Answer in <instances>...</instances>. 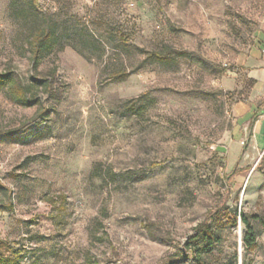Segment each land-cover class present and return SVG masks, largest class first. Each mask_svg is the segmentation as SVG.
I'll list each match as a JSON object with an SVG mask.
<instances>
[{
    "label": "rangeland",
    "instance_id": "obj_1",
    "mask_svg": "<svg viewBox=\"0 0 264 264\" xmlns=\"http://www.w3.org/2000/svg\"><path fill=\"white\" fill-rule=\"evenodd\" d=\"M30 1L0 0V73L55 71L60 99L0 90V264H164L236 168L231 212L264 213V150L232 141L264 0H38L60 39L38 73ZM165 47L184 54L140 52ZM242 231L222 230L211 264H243ZM247 260L264 264L262 226Z\"/></svg>",
    "mask_w": 264,
    "mask_h": 264
},
{
    "label": "trees",
    "instance_id": "obj_2",
    "mask_svg": "<svg viewBox=\"0 0 264 264\" xmlns=\"http://www.w3.org/2000/svg\"><path fill=\"white\" fill-rule=\"evenodd\" d=\"M30 3L35 12L34 15L41 18V24L31 33L27 49L32 68L35 73H38L44 59L58 48L60 39L53 14L44 12L39 7L38 0H31ZM140 52H146L150 58L161 62H165L173 56L184 54L183 51L172 47H165L157 51L140 49ZM129 75L130 73L127 71H119L116 73V80H125ZM54 76L55 71L46 77H32L29 81L22 82L11 71H6L0 73V90H5L13 101L21 105L31 104V101L36 98L40 90L58 101L60 97L54 94ZM44 112H48L47 109ZM217 156L214 155L211 159L214 163L218 161ZM159 164V162H153L152 166ZM243 170L236 168L224 175L226 191L219 195L216 207L206 212L204 218L194 226L192 232L186 236L183 242L177 243L176 251L169 256L164 264H211L210 259L213 256L215 247L221 241L222 230L227 226L237 227L238 218L243 225L241 236L245 251L243 264H249L247 257L256 247L260 227L262 226L264 229V213L231 212L228 205L231 198V189L235 178ZM0 186L5 187L1 181ZM4 244L0 239V247ZM8 259L9 257H4V253L0 251V263L6 262Z\"/></svg>",
    "mask_w": 264,
    "mask_h": 264
},
{
    "label": "crops",
    "instance_id": "obj_3",
    "mask_svg": "<svg viewBox=\"0 0 264 264\" xmlns=\"http://www.w3.org/2000/svg\"><path fill=\"white\" fill-rule=\"evenodd\" d=\"M255 43L238 59L244 82L240 89L246 93L234 106L236 126L232 141L243 147L248 145L255 153L264 150V26Z\"/></svg>",
    "mask_w": 264,
    "mask_h": 264
},
{
    "label": "built area",
    "instance_id": "obj_4",
    "mask_svg": "<svg viewBox=\"0 0 264 264\" xmlns=\"http://www.w3.org/2000/svg\"><path fill=\"white\" fill-rule=\"evenodd\" d=\"M263 53H264V49H263Z\"/></svg>",
    "mask_w": 264,
    "mask_h": 264
},
{
    "label": "bare ground",
    "instance_id": "obj_5",
    "mask_svg": "<svg viewBox=\"0 0 264 264\" xmlns=\"http://www.w3.org/2000/svg\"><path fill=\"white\" fill-rule=\"evenodd\" d=\"M242 253V252H241Z\"/></svg>",
    "mask_w": 264,
    "mask_h": 264
}]
</instances>
